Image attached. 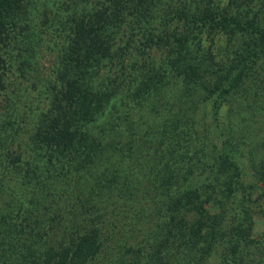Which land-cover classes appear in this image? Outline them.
I'll use <instances>...</instances> for the list:
<instances>
[{
	"label": "trees",
	"instance_id": "16d2710c",
	"mask_svg": "<svg viewBox=\"0 0 264 264\" xmlns=\"http://www.w3.org/2000/svg\"><path fill=\"white\" fill-rule=\"evenodd\" d=\"M264 0H0V264H264Z\"/></svg>",
	"mask_w": 264,
	"mask_h": 264
},
{
	"label": "rangeland",
	"instance_id": "374dc122",
	"mask_svg": "<svg viewBox=\"0 0 264 264\" xmlns=\"http://www.w3.org/2000/svg\"><path fill=\"white\" fill-rule=\"evenodd\" d=\"M264 226V221L260 217L256 216V232L261 231Z\"/></svg>",
	"mask_w": 264,
	"mask_h": 264
}]
</instances>
